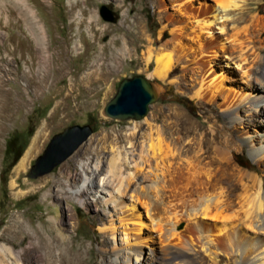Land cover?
<instances>
[{
  "label": "rangeland",
  "instance_id": "1",
  "mask_svg": "<svg viewBox=\"0 0 264 264\" xmlns=\"http://www.w3.org/2000/svg\"><path fill=\"white\" fill-rule=\"evenodd\" d=\"M25 1L33 13V27H42L45 36L43 44L40 43L38 30L28 25L18 12L10 18L7 17V13H14L12 5L0 7V58H4V62H0L3 72L1 85L14 95L19 103L11 121L0 131V244L14 245L16 249L25 251L31 246L30 233L33 229L46 233L49 225L59 224L62 233L69 238L67 246L72 248V251H80L86 264H111L115 258L114 250L118 247L123 252L139 248L143 258L149 257L151 248L160 258L169 251H175L178 253L179 264H191L190 251L186 246L180 245V240L174 237L175 233L187 225V221H176L169 207L170 202L161 201L156 197V191L152 188L155 186L152 174L156 172L154 165L153 171L143 165L144 171L138 173L140 186L144 189L141 202L135 203L132 211H128V208L121 211L125 219L123 224H127L129 232L130 240L126 243H117L103 230L107 226L108 213L112 211L104 202L93 206L91 202L95 199L89 195H83L80 199L55 198V183L58 180L64 181L69 177L70 181L76 182V187L82 185V165L86 162L92 166L99 162L101 171L94 178L97 189H100V178L110 169L117 168L118 173L111 185V188H117L121 180L123 181L122 177L135 170L125 169L117 160V151L127 147V143L122 141L114 144L112 140L119 135L135 132V142L141 143L143 139L140 134L149 131L150 123L163 130H169L174 137H185L186 145L189 140L203 138L206 133L211 135L213 132L217 134V140L220 142L221 127L232 131L231 113L220 107L219 97L208 95L201 99L194 94L197 86H193L192 80L195 76L200 78L202 72L199 73L198 65L186 61L183 57L173 65L166 78L150 77L154 63H151L150 69L147 70V62L141 57L144 47L137 50L134 47L130 54L119 56L107 84H97L95 91L91 92L87 90L88 85L82 81L89 71L94 69L93 65L98 68L103 65L102 62H96L95 55L107 52L108 48L113 49L115 41L122 42L126 36V41L136 46L137 20L129 26V22L125 23L127 17L132 22L136 17L142 18L147 36L159 40L154 46L158 48L169 41L170 30L173 28L168 25L164 16L178 13L169 2V10L165 13L163 6L160 9L155 7V0H89L98 23L95 26V19L90 22L88 16L83 15L85 9L90 8L87 7L86 0H79L78 6H74L72 0ZM217 3L215 0H195L193 5L217 6L220 0ZM242 5L245 9H251L252 15L261 17L264 23V0H245ZM102 7L111 13L114 21H107L102 17ZM29 20L31 21L30 18ZM246 26L253 32L262 25L257 26V23L249 20L242 25ZM33 32L37 34L36 40ZM161 33L164 37L160 41ZM214 33L221 36L217 29H214ZM252 38L258 41L256 31ZM120 41L116 43L119 44ZM256 42L255 45L258 46ZM102 47L104 49H101ZM215 52L218 57L204 56L200 63L219 73L221 88L237 93L244 91L246 84L237 64L227 59L219 45L216 46ZM165 53V57L175 58L173 53ZM227 63L229 64L226 65ZM104 66L107 67V64ZM23 74L27 77H22ZM134 76H142L152 84L157 92L156 100L149 105L143 119L119 120L107 117L104 114L105 105L116 94L119 83ZM73 79L79 80V85L72 92L69 90ZM258 84H261L259 77L254 79L251 85L257 87ZM238 115L242 119L241 133L250 136L249 139L245 140L240 134L231 132L235 139L229 147V155L223 160L225 164L220 165L218 162L211 167L216 179L223 183L227 191L230 192L231 188L235 187L234 184L239 185L233 189L235 194L240 193L242 183L248 184L247 179L241 181L238 174H241V177L258 176L264 181V161L263 165H260L253 159L254 150L251 147L253 144V148L258 149L260 144L264 143V115H253L245 107L240 109ZM42 126L45 130L39 145L32 153L25 172L18 177L14 173L15 168ZM72 126H88L92 132L66 160L49 173L37 178H28L30 168L53 136ZM209 135L207 138L211 137ZM9 140L13 142L14 153L6 151ZM203 150L207 156L215 157L213 152L208 151L207 146ZM166 153L162 148L160 155ZM15 154H20V160L10 166ZM238 160L243 163L245 161V164L241 165ZM232 173H235L234 177ZM145 176L146 180L143 179ZM45 179L49 180V187L39 190L40 186H44L41 181ZM12 181H16L15 187H11ZM48 189H52L51 194H47ZM133 200L135 198L124 199L123 205H129ZM149 207L151 211H148ZM121 213L118 212L119 215ZM16 216L30 224L26 225V229L17 237L8 232ZM222 224L220 221V227ZM159 225L163 226L161 230H158ZM162 231L169 237L164 243L159 239ZM247 233L252 234V230L248 228ZM121 236L123 234L120 233L118 239H121ZM137 239H140V242L134 241ZM233 259L234 257H231L230 261L224 259L223 264L231 263ZM28 261L27 264H34L35 256H31ZM207 264L211 262L208 260Z\"/></svg>",
  "mask_w": 264,
  "mask_h": 264
},
{
  "label": "bare ground",
  "instance_id": "2",
  "mask_svg": "<svg viewBox=\"0 0 264 264\" xmlns=\"http://www.w3.org/2000/svg\"><path fill=\"white\" fill-rule=\"evenodd\" d=\"M72 1L74 6L79 5V0ZM215 1L219 2V0ZM244 1L220 0V4L217 6L205 4L195 7L193 5L195 0H155L157 9L163 6V11L167 13L169 10L167 2H169L178 13L164 16L168 25L173 27L170 30L171 38L167 43L155 48L154 46L159 40H153L147 36L142 18L136 17L132 22L127 17L125 23L129 22V26L137 20L138 43L136 46H132L130 42L126 41L127 37L125 36L122 42L117 40L120 41L119 44L115 41L113 49L108 48L107 52H97L98 54L95 55L96 62H102L103 65L100 68L93 65L94 69L90 70L82 80L88 85V91L94 92L97 84H107L119 56L130 54L134 51V47L137 50L143 46L141 57L147 62V70L150 69V64L154 63L150 77L166 78L173 69V65L183 57L186 61L198 65L199 73L202 72L200 78L195 76L192 80L193 86H197L194 92L196 97L201 99L208 95L219 97L220 107L231 113L232 131L221 127L220 142L217 140V134L213 132L211 135L206 133L203 138L189 140L186 145L185 137H174L169 130H163L153 123L148 125V132L140 134L143 139L141 143L135 142V132L117 136L115 140H112V143L118 144L122 141L127 143V147L117 151V160L125 169L133 168L135 171L122 177L123 181L121 180V184L115 189L111 188V185L118 173L117 168L110 169L104 177L100 178V189H97L94 178L101 171L99 162L93 166L88 162L81 164L82 185L79 187H76V182L70 181L69 177L64 181H56L55 198L57 200L80 199L83 195H89L95 199L91 202L93 206L104 202L105 205L112 208L111 213L109 212L107 216V226L103 230L117 243L120 241L126 243L129 239L127 224H123L125 219L121 211L126 208L129 209L128 211H132L134 204L141 202L144 189L142 190L140 186L138 173L143 172L145 169L143 165H146L152 168V171L154 168L156 171L152 172L155 183L152 188L156 191V197H159L161 201L170 202L169 207L176 221H187V225L175 233L174 237L180 240V245L186 246L190 251L191 264H207L208 260L211 264H223L224 259L229 260L231 257H234L233 261L227 264H264L263 179L254 175L248 177L246 174L245 177H241V174H238L240 180L247 179L248 184L242 183L239 188L240 193L235 194L233 189L238 188L239 185L234 184L235 187L231 188L230 192L227 191L223 183L218 182L211 168L218 162L220 165L225 164L223 160L229 155V147L235 139L231 132L240 134V137L245 140L250 137L241 133L242 119L238 115L240 109L245 107L253 115H264V23H262L261 17L251 14V9L244 8L242 5ZM86 4L90 8H86L83 15L88 16L90 22L95 19V26H97L91 1L86 0ZM6 5H12L14 8V13H7L8 18L18 12L22 18H25L26 23L33 27L34 17L31 8H28V2L25 0H0L1 8ZM249 20L257 23V26L261 24V28H256L251 32L248 26L242 27ZM35 29L38 30L40 43L43 44L45 36L42 27L39 26ZM214 29L220 31L221 36H216ZM255 31L258 37L257 42L252 38ZM37 34L34 33L35 40ZM163 37L164 34L161 33L160 41ZM186 41L187 43H185ZM255 42L258 43V46L255 45ZM192 43L197 47H193ZM218 45L227 59L234 61L242 73L246 87L241 93L221 88L222 80L219 84V73L200 63L204 56L218 57L215 52ZM165 52L173 53L175 58L165 57ZM3 59L0 58V62H4ZM104 64H107V67ZM2 74L0 67V131L11 121L14 111L19 107L16 97L1 85ZM24 76L27 77L26 74H23L22 77ZM221 76L222 74H220V78ZM257 76L261 79V84L254 87L251 84L254 79L257 80ZM72 82L69 91L73 92V89L79 85V80L73 79ZM44 130L45 128L42 126L36 132L30 147L15 168L16 176L19 177L25 172L26 165L39 145ZM208 135L211 137L207 138ZM138 145L140 149H138ZM206 146L215 157L206 155L203 150ZM251 147L254 150L253 159L263 165L264 143L260 144L258 149L253 148V144ZM162 148L167 151L165 155H160ZM228 163L230 164V162ZM232 175L234 177L235 173ZM145 178L147 177L145 176L143 179ZM15 183L16 181H12L11 187H15ZM41 183L44 186H40L39 190L48 188L50 182L45 179ZM51 193L52 189H48L47 194ZM128 197L135 198V200L131 201L129 205H123V200ZM151 210L149 207L148 211ZM118 212L121 214L119 215ZM220 221L223 223L221 227ZM26 225L30 226L24 219L16 216L9 226L8 232L17 237L22 230L26 229ZM162 228L163 226L159 225L158 230ZM248 228L252 230L250 235L247 233ZM120 233L123 236L118 239ZM30 236L31 246L25 251L16 249L14 245L0 244V264H27L31 256H35L34 264H86L80 251H72V248L67 246L69 238L62 233L59 224L49 225L46 233L33 229ZM159 239L164 243L169 237L162 231ZM134 241L140 242V239ZM114 252L115 258L111 264H179L177 262L178 253L175 251L167 252L163 257L161 256L162 258L154 253L153 248L150 249L148 258L142 257V251L139 248L123 252L118 247Z\"/></svg>",
  "mask_w": 264,
  "mask_h": 264
},
{
  "label": "water",
  "instance_id": "3",
  "mask_svg": "<svg viewBox=\"0 0 264 264\" xmlns=\"http://www.w3.org/2000/svg\"><path fill=\"white\" fill-rule=\"evenodd\" d=\"M102 17L114 21L111 13L102 7ZM157 98L156 89L142 76L123 79L116 94L105 105L104 114L112 119L140 120L148 112V107ZM88 126H72L56 134L48 143L43 153L35 160L27 177L37 178L49 173L55 166L66 160L91 134Z\"/></svg>",
  "mask_w": 264,
  "mask_h": 264
},
{
  "label": "trees",
  "instance_id": "4",
  "mask_svg": "<svg viewBox=\"0 0 264 264\" xmlns=\"http://www.w3.org/2000/svg\"><path fill=\"white\" fill-rule=\"evenodd\" d=\"M13 142H12V140H9V141H7V146H6V151L7 152H9V153H14V151H12V149H13V144H12ZM20 157V154H15V156H14V158H13V161H12V163L10 164V166H13L16 162H17V160H18V158ZM22 157V156H21ZM20 160V159H19ZM18 160V161H19ZM238 162L241 164V165H244L245 164V161H244V163H243V161H241V160H238Z\"/></svg>",
  "mask_w": 264,
  "mask_h": 264
}]
</instances>
